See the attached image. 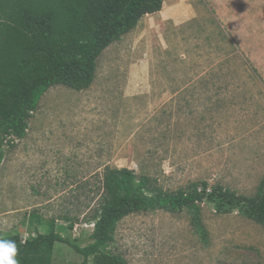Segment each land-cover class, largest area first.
<instances>
[{
    "label": "rangeland",
    "instance_id": "1",
    "mask_svg": "<svg viewBox=\"0 0 264 264\" xmlns=\"http://www.w3.org/2000/svg\"><path fill=\"white\" fill-rule=\"evenodd\" d=\"M182 23L144 16L98 58L87 89L56 85L10 138L0 166V237L74 223L88 245L107 168L165 192L210 188L254 201L264 182V0H191ZM210 244L187 212L134 214L110 251L129 264H264V228L200 206ZM63 243L52 264H81Z\"/></svg>",
    "mask_w": 264,
    "mask_h": 264
},
{
    "label": "trees",
    "instance_id": "2",
    "mask_svg": "<svg viewBox=\"0 0 264 264\" xmlns=\"http://www.w3.org/2000/svg\"><path fill=\"white\" fill-rule=\"evenodd\" d=\"M165 0H0V166L10 138L22 140L28 119L42 97L56 85L87 89L96 78L97 61L113 43L131 32L146 16L162 10ZM216 214L238 213L264 228V182L258 198L247 201L207 182L189 191L165 192L150 177L128 168H107L104 195L90 220L91 242L73 238L75 224L59 225L36 217L44 232L23 240L0 237L17 245L19 264H52L57 243L82 257L81 264H129L112 253L118 225L140 213L187 212L195 234L210 244L200 206Z\"/></svg>",
    "mask_w": 264,
    "mask_h": 264
},
{
    "label": "crops",
    "instance_id": "3",
    "mask_svg": "<svg viewBox=\"0 0 264 264\" xmlns=\"http://www.w3.org/2000/svg\"><path fill=\"white\" fill-rule=\"evenodd\" d=\"M194 12L191 0H165L162 10L151 15L162 17L164 21L173 20L182 23L185 17L184 14L187 15L186 17H192Z\"/></svg>",
    "mask_w": 264,
    "mask_h": 264
},
{
    "label": "clouds",
    "instance_id": "4",
    "mask_svg": "<svg viewBox=\"0 0 264 264\" xmlns=\"http://www.w3.org/2000/svg\"><path fill=\"white\" fill-rule=\"evenodd\" d=\"M17 252L14 241L0 238V264H19Z\"/></svg>",
    "mask_w": 264,
    "mask_h": 264
}]
</instances>
